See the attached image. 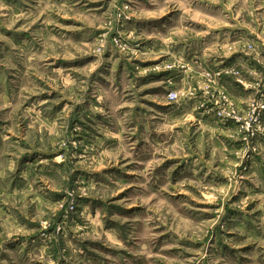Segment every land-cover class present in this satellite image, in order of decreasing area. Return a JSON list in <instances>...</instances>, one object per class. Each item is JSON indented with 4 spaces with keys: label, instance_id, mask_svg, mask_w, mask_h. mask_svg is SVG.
<instances>
[{
    "label": "clouds",
    "instance_id": "clouds-1",
    "mask_svg": "<svg viewBox=\"0 0 264 264\" xmlns=\"http://www.w3.org/2000/svg\"><path fill=\"white\" fill-rule=\"evenodd\" d=\"M0 264H264V0H0Z\"/></svg>",
    "mask_w": 264,
    "mask_h": 264
},
{
    "label": "rangeland",
    "instance_id": "rangeland-1",
    "mask_svg": "<svg viewBox=\"0 0 264 264\" xmlns=\"http://www.w3.org/2000/svg\"><path fill=\"white\" fill-rule=\"evenodd\" d=\"M65 23L70 25V26H74V27H78L79 26L78 22H74L71 19H67L65 21ZM216 31H220V29H216ZM145 43H150V42H145ZM236 55H240V53H234L233 57H235ZM160 59H163V58H160ZM160 59L144 61L142 66L145 67V68L151 69V68L157 66L160 63ZM226 63H227V61H226ZM257 70L260 71L261 68L258 67ZM169 71H172V70H169ZM167 76H168V72H165V71H160V72L148 71L147 74L142 78V80H143V82L146 85H157L162 78H165ZM222 79L228 80L230 78L229 77H222ZM240 87H243V86L241 85ZM156 91H157V88H155V87H146L145 88V93L146 94L147 93L154 94V93H156ZM85 135H88L87 131H85ZM129 191H130V189H129ZM123 195H125V193H121L120 194V196H123ZM118 198L119 197H116L115 199H118ZM113 207H115V206H113ZM209 207H213V206L209 205ZM227 211H231V210L230 209H226V212ZM94 255H95V253H94Z\"/></svg>",
    "mask_w": 264,
    "mask_h": 264
}]
</instances>
